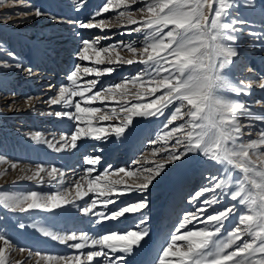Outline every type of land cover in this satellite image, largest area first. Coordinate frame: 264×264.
I'll return each instance as SVG.
<instances>
[{"label":"snow or ice","instance_id":"obj_1","mask_svg":"<svg viewBox=\"0 0 264 264\" xmlns=\"http://www.w3.org/2000/svg\"><path fill=\"white\" fill-rule=\"evenodd\" d=\"M87 0L78 3L76 11H80L86 6ZM234 0H147L143 7L134 9L132 6L137 4V0H104V3L93 12L87 21L67 20L69 25L75 28L91 30L104 29L108 26L111 17L104 14L114 9H122L117 13L116 19L123 18L129 25L124 34L139 33L144 31V45L141 48L135 46L134 41H118L108 46L100 47V41L108 39L107 35L97 36L91 40H81V49L77 53L80 61H89L91 57L89 52H93L95 64L102 61V54L106 57L108 64H114L117 67L120 64L133 65L135 63L145 65L144 70L135 77H126L125 82L114 86H107L101 91H96L92 95H86L92 92L96 87L98 80L92 79L87 82L86 87H81L78 83L80 74H95L99 77L102 73L95 67L82 66L76 64L66 77L71 82V87L61 86L59 94L54 98H49L46 103L50 106L60 105L64 111L52 110L41 115L54 116L56 118L66 117L74 122L75 130L69 135L61 134L56 147L57 152L64 149L74 148L82 137H88L93 140L104 141L110 134L119 137L132 122L133 117L138 116H161L164 115V109L169 105H174V111L164 123L163 128L169 129L173 121L182 120L187 117L184 123L172 127L163 134L157 135V140L163 141L164 146L153 149V155L157 151L167 152V155L160 157L152 167H135L139 161H133V165L127 168L113 169L109 166L102 174H98V157L85 160L89 167L85 169V175L75 181V199H82L89 192L96 194V199L81 209L82 215L97 217L96 223L105 221H116L127 214L141 213V219L135 229L127 230L123 233H108L100 238H90L86 234L53 235L50 232H43V235L68 245L70 248L78 250V254L57 256L53 254L35 253L40 259L49 264H123V256H117V253L130 254L133 247L138 246L139 242L147 235L146 219L143 218V211L147 208V197L136 202L132 206L110 210V205L116 203L124 195L135 192L143 195L146 193L153 181L159 177L166 169L169 163H175L182 160L189 153L202 151L212 161L217 163H226L232 168L237 169V163L241 165L243 179L236 182V190L226 193L231 200L237 201L241 205H246L248 212L239 215V220L235 228L228 232L225 240L219 241L210 248L213 237L219 234L224 227L225 222L236 212L235 205L219 211L216 214L204 216L208 206L220 203L217 189L223 191L227 183L218 175H208L206 178L211 182L209 186L203 187L189 197L190 203H195L197 198L202 197L205 192L211 191V198H204L199 205L200 211L185 213L184 219L179 223L174 232L171 233L170 242L163 248L159 256V264H264V231L260 229L259 224H250L245 217L253 215V211L259 206L258 192L252 187L251 180L255 179V174L261 172V163L259 157L264 156V115L254 116L250 106L233 102L229 99L221 98L226 109L223 117V126L220 133L222 148H214L210 151H204L201 141L203 136V125L200 115L197 112L199 101L193 99L195 93L190 92V83L186 79L188 72L193 65L187 61L197 59L199 67L200 87L196 89L201 97L207 94L209 89L215 87V82L223 78V70L233 63V58L237 56L234 48L227 46L229 42L234 43L233 33L238 31L233 25L237 23L233 19L232 23H226L225 18L229 15V9L233 7ZM247 6H254V0H244ZM139 13L141 19H136ZM36 18L47 15L40 9H33L31 12L20 13L23 16L33 15ZM57 22H65L59 17H50ZM100 18V19H97ZM167 29V31H165ZM75 35H79L76 32ZM250 35H253L250 33ZM256 39L257 37L253 35ZM207 44V49L204 44ZM198 49V51H195ZM207 52V58L204 59L202 53ZM121 52L131 54L130 58L125 59L120 55ZM114 53V55H112ZM11 60L0 61V68L8 69L15 67L22 70L27 76L32 77L36 73L33 68L22 66L17 62L16 57L8 52ZM11 61V63L9 62ZM117 68H107L103 72L111 74ZM248 72L252 69L247 67ZM133 87L139 86L140 91L136 93L137 102L129 105L126 97L128 94L127 85ZM227 83V81H226ZM252 79H241L239 85L233 87L228 84L231 91L240 95H248L252 84ZM258 87L264 89V77L258 82ZM163 89V93L153 99L151 102H142L145 95L151 96ZM80 97V101L72 99ZM119 97L124 103H119L110 109L91 106L92 102L100 99H113ZM31 97H25L26 101H31ZM259 103V102H257ZM74 108V111L67 109ZM186 109V110H185ZM95 117L96 113H101ZM120 113H123L121 116ZM247 116L249 123L242 124L239 117ZM97 123H93V119ZM120 119L119 126H103L100 121H109ZM259 119L261 127L257 132L259 137L251 142L244 143L241 137L244 136L245 128L251 132ZM226 134V138H225ZM37 143L47 144L50 148L54 147L52 141L43 139L41 133H35L32 137ZM175 140V143L168 145V141ZM102 151V149H96ZM223 151V155H221ZM246 153L243 159L241 154ZM215 156V158H214ZM255 158V159H254ZM252 161H256L253 163ZM6 157L0 156V163H8ZM11 168H17V163H11ZM58 169L53 167L48 171L46 166L37 165L30 176H24L22 179L35 180L39 178L43 181L41 173H47V176L55 179ZM93 173H96L93 175ZM230 175V172L228 173ZM63 171H60L61 183ZM123 176L127 178L135 177L132 184L123 182L119 179L109 180V176ZM86 185V188L84 187ZM250 185L251 187H247ZM61 188V185H57ZM75 199L60 190L56 194H41L30 192L23 195H0V205L10 212H29L39 209L51 211L67 204H72ZM97 204L102 205V210L93 211ZM201 221L204 227L199 230H182L193 221ZM256 233H259L257 235ZM251 237L249 242L239 244L244 236ZM0 241L4 246L11 247L12 243L0 235ZM69 241H76L69 244ZM178 241H184L185 244L177 246ZM0 246V264H8L5 256V247ZM96 249L94 251L83 252V249ZM231 249V251L229 250ZM25 251L26 249H20ZM30 255L32 254L28 250ZM207 253V254H205ZM175 257V261L166 260V258Z\"/></svg>","mask_w":264,"mask_h":264},{"label":"rangeland","instance_id":"obj_2","mask_svg":"<svg viewBox=\"0 0 264 264\" xmlns=\"http://www.w3.org/2000/svg\"><path fill=\"white\" fill-rule=\"evenodd\" d=\"M39 1L40 0H0V61L11 60V57L8 56V52H11L16 57L17 62L26 67V62L21 58V51L23 47H25V44H22L20 42L21 39L24 38L22 36L26 34L28 35L27 38L31 40L30 42L34 43V54L36 55V53L39 51L37 53V55L39 56L36 55L37 57H41L45 54V51L47 52V50H49L50 53L43 56L45 62H51L50 65H54L57 63V65L59 64L60 66H58L59 69L63 68L64 70L63 72L57 74V71H54L55 69L53 67H51L50 65L44 67V64L42 65V63L40 62L39 65L35 64L31 67L34 69L36 74L31 77L33 82L30 88H27V86L19 85V87L16 88L15 92L11 91V94L2 92V90H0V112L5 114L18 112V114H20V117L15 116L9 123L5 119L0 117V153L10 151V149H13L14 147L16 152H18L21 146V137H26V134H29L30 132H32V130L42 133L46 131L45 127L48 124H60L59 122L62 118L58 119L56 117L54 118V116L41 115V113L49 112L53 109L56 111H64L60 105L50 106L48 103H46V101H48L49 98L56 97L59 94V88L61 86L71 87V82L67 81L66 77L72 70H74L76 64L95 67L102 73L99 77H97L95 74H80L78 76L77 83L81 87H86L87 82L92 79L98 80L96 87L92 90V92L87 93L86 95H92L96 91H101L107 86H114L116 84L125 82L126 77H135L136 75L141 73L145 67V65L139 63H135L131 66L120 64L117 67L114 64H108L106 62V57L104 54H102L100 57V60L102 62L99 64H95L93 62L95 60V56L91 51L88 53L91 57L89 61H80L78 59L77 53L82 46L81 40H91L97 36H108V39L100 41V47L108 46L118 41H134L137 48L143 47L145 40L143 30L139 33L124 34L127 32V29L129 27H136V25L127 24L123 18L116 19L117 13L122 9H114L109 13L104 14V16L112 18L104 31H101L100 29L85 30L74 27L71 33H55L54 36L50 35L53 34V31H47L48 26H62L63 29H67L69 28L68 23L66 22L67 20L78 19L81 21H87L90 18L91 14L104 3V0H87L86 6H83L80 11H76L75 9L78 3H82V0H56L60 5H62L63 3L65 7L62 8V6H60L59 4H54L53 8L56 7L57 9L55 8L53 10L52 8L47 6V10L44 9L45 6H41ZM146 2L147 0H137V4L133 5L132 7L134 9H139L143 7ZM34 8L40 9L42 12L47 13V15L41 16L40 18H36L34 14L30 16L20 15V13L31 12ZM66 11H68L70 14L68 12L66 13ZM50 17H59L62 18L65 22H57L52 20ZM135 18L139 20L141 19V15L137 13ZM233 19L237 21V23L234 24L233 27L238 29V31L233 33L234 41L239 43L242 50L246 53H253L254 55L263 54L264 50L260 49L262 48V44L264 42V0H254V6H247L244 3V0H234L233 7L229 9V15L225 18L224 22L231 24ZM45 31H47V33ZM165 31H167V29H165ZM76 32H79L78 36L75 35ZM250 33L255 35L257 39L253 35H250ZM72 35L74 36V38ZM12 36L15 37L13 38ZM10 39L12 42L14 41V43H16L19 47L16 44L12 43ZM65 42L66 44L61 45ZM62 46L63 50L60 51L61 53H59V50H57V48L59 47V49H61ZM112 55H114V53H112ZM120 55L125 59L131 57V54L127 52H121ZM9 62L11 63V61ZM247 64L243 65V67L241 64L239 65V68L242 67L240 73L244 76V79H250L252 75L250 76L249 74H252L253 72V69L252 72L247 71V67L251 69V67H249V65ZM236 66L237 64L234 63L233 69H236L238 67ZM110 67L117 68V70L112 72L111 74L103 72L104 69ZM11 77H14L12 78L13 82L9 81ZM28 77L29 76H27V74L22 70L16 72L15 67H11L8 69L0 68L1 87H13L15 85L18 86L17 83H20L21 80H27ZM254 81L257 82L258 79H255ZM127 88L128 94L126 100L128 104L131 105L136 103L137 100L135 96L136 93L140 91L139 86L133 87L129 83L127 85ZM163 91L164 90L161 89L159 92H156L151 96L145 95L142 98V102H151L153 99L160 96ZM25 97H31L32 99L31 101H26ZM72 99L80 101L83 106V102L81 101L80 97H73ZM124 102L125 101L123 99H120L119 97L107 100H104L102 98L100 100L92 102L91 106L100 107L107 110L111 107H115L119 103ZM31 103H34L33 109L30 108ZM174 107L175 102L174 105H169L168 108L164 109V115L161 116H134L132 122L125 129L123 134L117 137L113 133L110 134L106 140L102 141H109L110 144L117 147L116 152L111 156L110 159L101 157V153L92 152L93 150L91 147L87 148L85 152H80L77 154V168L73 169L72 173L66 172V174H72V177L74 178L73 181H78L81 176H84L86 174L85 169L89 167L88 165H86L85 160L88 158L99 156V163L101 164L100 169L97 170L98 174H102L109 166H111V168L113 169L127 168L133 165V161L140 162L139 164H136L135 167H140L141 165H143L144 167L154 166L156 162L160 161V157L167 155L166 151H157L156 155H153L154 148L159 149L164 146L163 141L157 140V135L163 134L164 131H168L172 127L182 124L185 122V120H187V117H184V119L182 120L173 121V123L169 125V129H164L163 125L167 122V119L170 118L172 111H174ZM29 109H32V115L29 114L26 117H23L22 115H25V113H27ZM67 110L74 111V108H70ZM102 114L103 112L96 113L95 117H99ZM252 114L257 117H259L260 115H264L262 111H259V109L254 113L252 112ZM120 115L122 116L123 113H120ZM95 117L93 119V123H97ZM239 119L242 124L247 125L249 123L246 114L241 115ZM67 121L71 124L64 135L70 136L75 130V124L70 120ZM99 123L103 126L110 125L112 127H115L121 124V120L112 119L109 121H100ZM34 125H36L37 128H35ZM60 125L62 127L65 126V124ZM260 127L261 124L259 123V119H257V123L251 132H249V129L247 127L245 128V134L243 137H241V141L244 143H248L252 140L258 139L259 137L257 136V132L259 131ZM55 135H59L58 132H56ZM19 141L20 143H18ZM135 141H140L137 151L133 156L130 157L129 162H127L126 165H119L118 162H121L122 159L119 160L118 158H123L121 156V149H124L128 145L134 144ZM174 143V139L168 141L169 146ZM51 167L53 168L54 166L51 165ZM198 170L200 173H198ZM229 172L230 175L228 174ZM1 173L3 174L0 175V194L11 195L12 193H14V189H10V191H7V189H5V184L6 182L8 183L12 177L7 172H0V174ZM95 174L96 173H94V175ZM208 175L220 176L227 183V187L223 191L217 189L220 203L215 204L216 206H208L203 215L207 216L216 214L219 211H222L232 205H235L236 207V212L233 214V216H231L225 222V225L221 229L219 234L213 237L212 244L210 245V248H212L219 241L226 239L228 232L236 227L239 220V215L242 213H247L248 209L246 205H241L237 201L231 200L230 196L226 195V193L236 190V182L243 179V172L240 169L232 168L226 163H217L216 161H212L208 156H205L202 151L189 153L182 160L167 164L166 169L159 177H157L153 181L146 193H144L143 195H135L134 197H131L132 199L128 202L118 203L115 210L117 208H123L124 206H132L136 202L143 200L146 196L147 208L143 211V217L150 218L151 221H154L158 224L163 218V215L169 212L170 207L172 206L173 208V204H175V207L178 206L180 210H177V212H179L178 218H176L172 222V224L169 225V228L167 227V230H170L169 232L171 234L178 227L179 223L182 222L185 213L193 211L199 212V205L202 203L203 199L211 198L213 196V193L209 191L203 193L202 197L197 198L195 201L196 203L190 204L189 202V197L192 196L196 191L210 185L211 182L206 178ZM74 176H77V178H75ZM109 177H113V179H118V177H120L121 179L119 180H123L128 184H132L135 180V177L127 178L123 177L122 175ZM247 187L250 188L251 186L247 185ZM28 192H35V190L32 189ZM91 199H96V196L92 197ZM174 199L176 200V202ZM34 214V210H30L29 212H10L2 205H0V227H4L9 231L14 228L19 230H27L33 222L32 217ZM128 215L135 216L136 213ZM138 215V219H141V213ZM197 223L204 225V223L199 220H197ZM162 224H164L163 221ZM198 228H201V226H198L197 229ZM130 229L134 228L131 227L128 230ZM181 234H183V230L181 231ZM242 239V241H238V244L234 245L233 247H237L239 246V244H242L244 242H249L251 240V237L246 235ZM165 240L166 236L162 239H158V241H161L162 244H164ZM184 244V241L177 242V246H182ZM166 245L164 247H166ZM149 246L148 249H151V244ZM162 250L163 248L159 249L157 253L152 256L151 264H159V256L162 254ZM229 250L231 251V249ZM140 255L141 254L137 252L136 254L131 256V259L128 258L125 262H123V264H129V262L130 264L138 263V260H140ZM175 259V257L166 258V260L172 261H175Z\"/></svg>","mask_w":264,"mask_h":264},{"label":"bare ground","instance_id":"obj_3","mask_svg":"<svg viewBox=\"0 0 264 264\" xmlns=\"http://www.w3.org/2000/svg\"><path fill=\"white\" fill-rule=\"evenodd\" d=\"M39 3L41 6L43 7L45 6L44 9H46V6H47V7L52 8V10L56 8V7L53 8L54 4H59L56 0H40ZM60 6H62V8L65 7L63 3ZM67 12L68 11H66V13ZM68 26L69 28L67 29L65 28L63 29L62 26H59V27L48 26V30L47 29L46 30L53 31V34H50V35H54V36H55V33L56 34L71 33L74 26L69 25V24ZM47 31L45 32L47 33ZM27 36L28 35L26 34L22 36L24 38H22L20 42L22 44L24 43L25 47H23V49L21 47L22 53L19 52L22 54L21 58L26 62V67L28 66L32 67L35 64L39 65L40 62L42 63V65L44 64V67L50 65L51 62L50 63L45 62L44 57H43L44 55L50 53V51L47 50L46 52L44 50L45 54L42 55L43 53L41 52L42 56L37 57L39 56L37 55L39 51L36 53L37 55L36 56L34 54L35 52H33L34 43H31L30 42L31 40H29ZM12 43H14V41ZM64 44H66V42L61 45H64ZM262 45L263 46L260 50H264V42ZM227 46L234 48V50L237 52V56L233 58V63L229 65V67L224 69L222 73V76L227 81V83L232 85L233 87H235L236 85H239L240 80L244 79V76L240 73L241 68L243 67V65H246L247 63H248L247 65H249V67L253 69L252 74H249L250 76L252 75L250 79L252 80L258 79V81L257 82L255 81V83L252 84L248 95H242V94L238 95L232 92L229 87H225L223 89L217 90L216 95H218L221 98L229 99L233 102H239L241 104L249 105L251 107L250 110L253 113L259 109V111H262L264 114V89H260L258 87V82L260 78L264 77V53L261 55H254L253 53H246L240 47L241 45L235 41L234 43L229 42ZM59 47L57 48V50H59V53H61L60 51L63 50V46L61 49H59ZM234 63L237 64L238 66V67L236 66L237 67L236 69H233ZM240 64L242 65L241 68H239ZM50 66L55 69L54 71H57V74L63 72L64 70L63 68L59 69L60 66L59 64L57 65V63L54 65L52 64ZM15 69H16V72L19 71L17 68ZM12 78L14 77H11L9 79L10 82H13ZM32 82H33L32 78L28 77L27 80H21L20 83H17L18 86L16 85L13 87L10 86L11 87L10 88L8 86L1 87L0 85V90H2V92L11 94V91L15 92L16 88H18L19 85L27 86V88H30L32 85ZM10 101H11V98H10ZM30 108L32 109L34 108V103L30 104ZM32 109H29L28 112L22 116L26 117L27 115L31 114ZM15 116L20 117V114H18V112L17 113L11 112L10 114H5V113L0 112V117L5 119L8 123L12 121L13 120L12 118H14ZM67 120L68 119L64 117L59 122L60 124H65L64 127H62L60 124L54 125L52 123V124H48L45 127L46 131L42 133L32 130V132H30L29 134H26V137H21L22 144L20 143V141L18 142L21 145L18 152H16L15 147H14L13 149H10V151L0 153V156L6 157L7 160L9 161L8 163H0V172H7L12 177V178L10 177L11 178L10 181L8 183L6 182L5 184V189H7V191H10V189H14V193H12L11 195L27 194L29 193L28 191L32 189L35 190V192L37 193H41L45 195L56 194L58 191L63 190L67 192L71 198L75 199L76 198L75 180L73 181L74 178L72 177V174L68 175L66 174V172L72 173V170L77 168L76 166L77 165L76 163L77 154L80 152H85L87 148H90V147L93 150L92 152H98L96 151V149L99 148V149H102V151L98 152V153H101V157H104L105 159H110L111 156L116 152L117 147L110 144L109 141L102 142L99 140H93L88 137H82V139L78 141L76 146L72 148L71 150L64 149L62 151L57 152L55 148L60 147V144L58 143V141L60 140V136L61 134H65V132L68 130V127L71 124ZM34 126L35 128H37L36 125ZM56 132H58L59 135H55ZM35 133H41L43 139L52 141L54 147L50 148L47 144L37 143L32 138ZM139 144H140V141H135L134 144L128 145L124 149H121L122 151L121 156L123 158H118L119 160L122 159L121 162H118L119 165H126L127 162H129L130 157L133 156L135 152L137 151ZM98 158H100V156ZM13 162L17 163V168L15 169L11 168L10 166L11 163ZM100 164L101 163H99L97 170L100 169ZM37 165L46 166L48 171H51L52 169L51 165H53L56 169H58L55 175V179H52L51 182H49L50 178L47 176L46 172L41 173V176L43 177V181H41L39 178L35 180L22 179V177L24 176L32 175V172L35 170ZM60 171H63V174H64L62 183H61ZM198 173H200L199 170H198ZM2 174L3 173H1L0 175ZM75 178H77V176ZM108 179L114 180L113 177H108ZM118 179H121V178L118 177ZM58 184L61 185V188L57 187ZM84 187L86 188V185H84ZM135 195H138V194L135 192H132L130 194L122 196L121 197L122 200L120 198L119 201L109 206L110 210L114 211L118 203L128 202L132 199L131 197H134ZM94 196H96L95 193L89 192L88 195L84 196L82 199H75L74 203L64 205L63 207H60V208H57L51 211L34 209L35 214L32 217L33 222L31 226L29 227V229L27 230L26 229L19 230V229L14 228L11 231H9L8 229H5L4 227H0V235H3L5 238H7L12 243V246L8 247V246H4L3 242L0 241V246L5 247V256H6V260L8 264H49V262L42 261L40 259V256L36 255L35 253L53 254L57 256L78 254V250L72 249L66 244H62L59 241L50 238L49 236L43 235L42 234L43 232H50L53 235L86 234L90 238H100L104 234L123 233V232H126L131 227L134 229L136 228V225L140 220L138 219L139 218L138 214H140V212H137L135 216L132 214H131L132 216H129L127 214L126 216L121 217L119 220L105 221L102 223H96L95 219H97V217L82 215L81 209L88 205L87 202L91 203V201L93 200L91 198ZM173 205L174 207L173 208L172 206L170 207L169 212L163 215V218L158 224L154 221H151L150 218L143 217L147 221L146 223L147 235L139 242L138 246H135L132 248L130 254L125 255L124 253H117L116 255L123 256V262H125L128 258L131 259L132 255L139 252L141 254L140 260L137 259L139 262L133 263V264H151L152 256H154L159 249L164 248V246L168 242H170L171 234L169 232L170 230H167V227L169 228V225L172 224V222L176 218H178L179 212H177V210L178 211L180 210L178 206L175 207V204ZM102 207H103L102 205L97 204L96 208L93 209V211L102 210ZM162 221L164 222V224H162ZM198 226H201V228L204 227L203 224L197 223V221H193L189 223L186 226V229L183 231L199 230L200 228L197 229ZM168 233H169V236H168ZM165 236H166V240L164 244H162L161 242L162 240L158 241V239L160 238L162 239ZM75 242L76 241H69L68 243L71 244ZM150 244L152 247L151 249L149 248L150 249L149 250L148 246ZM20 249H26V250L21 251ZM28 250L31 251L32 253L31 255ZM94 250L96 249L85 248L83 249V252L86 253L88 251H94ZM95 264H100V261H96Z\"/></svg>","mask_w":264,"mask_h":264},{"label":"clouds","instance_id":"obj_4","mask_svg":"<svg viewBox=\"0 0 264 264\" xmlns=\"http://www.w3.org/2000/svg\"><path fill=\"white\" fill-rule=\"evenodd\" d=\"M204 48L207 49V44H204ZM195 51H198L196 49ZM208 53L205 51L202 53L204 59L207 58ZM189 64L193 65L191 71L188 72L186 79L189 81L191 87L190 92L195 93L193 99L199 101L197 105V112L200 115L202 125L204 126L203 136L201 137L203 150L210 151L214 148H222L219 143L221 137V128L223 126V117L226 109L224 107L221 97L216 95L217 90L229 87L224 78H220L215 82V87L209 89L207 94L201 97L196 89L200 87L199 79V63L197 59L193 58L187 61ZM230 88V87H229ZM226 138V134H225ZM221 151V155H223ZM246 156V153L241 154V159ZM215 158V156H214ZM256 163V161H252ZM259 162L261 163V172L255 174V179L251 180L252 187L255 190L259 189L258 199L259 206L253 211V215L245 217V219L250 224H259L260 229L264 231V156L259 157ZM241 165L237 163V169H240ZM259 235V233H256Z\"/></svg>","mask_w":264,"mask_h":264}]
</instances>
